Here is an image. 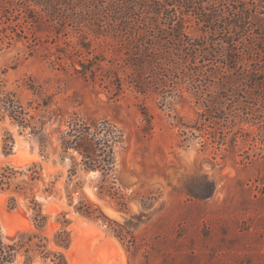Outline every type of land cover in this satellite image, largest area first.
<instances>
[{"label": "rangeland", "instance_id": "374dc122", "mask_svg": "<svg viewBox=\"0 0 264 264\" xmlns=\"http://www.w3.org/2000/svg\"><path fill=\"white\" fill-rule=\"evenodd\" d=\"M28 42L0 43V89L12 92L35 118L42 99L28 86L53 100L39 133L0 111V173L13 169L4 184L9 187L0 192L4 236L39 232L48 248L63 250L53 236L61 227L58 218H66L68 264H264V127L240 128L232 118L208 122L217 114L204 119L193 99L129 88L114 93L100 76L87 80L29 55ZM115 45L106 46L107 60L98 67L103 75ZM74 112L109 118L121 130L114 183L112 177L103 181L98 170L74 165L75 153L61 148L62 119ZM6 139L11 142L4 153ZM33 170L39 178L29 177ZM31 198L47 215L42 231L34 226ZM33 264L50 263L36 256Z\"/></svg>", "mask_w": 264, "mask_h": 264}, {"label": "trees", "instance_id": "16d2710c", "mask_svg": "<svg viewBox=\"0 0 264 264\" xmlns=\"http://www.w3.org/2000/svg\"><path fill=\"white\" fill-rule=\"evenodd\" d=\"M24 38L29 55L72 68L87 80L100 76L114 93L129 88L193 99L204 119L217 114L208 122L226 124L232 118L240 128L243 123L264 127V0H0V43L10 46ZM108 43L116 44L117 51L110 47L107 76L98 69L107 60ZM116 61L126 62L120 68ZM28 88L42 99L38 118L2 89L0 111L39 133L53 97L44 98L42 89L33 85ZM260 98V103L251 102ZM62 121L66 127L60 146L75 153L74 165L98 170L103 181L112 177L114 183V146L122 141L121 130L109 118L90 119L75 112ZM10 142L5 140L4 153ZM12 172L6 167L0 173V192L9 187L4 184ZM39 176L36 170L29 174L31 179ZM32 204L34 226L42 231L47 215L37 201ZM58 221L61 227L53 242L65 250L71 244L69 220ZM48 243L39 232L17 238L4 236L0 228V264H16L20 257L21 264H33L36 256L50 264H68L65 252L48 248Z\"/></svg>", "mask_w": 264, "mask_h": 264}]
</instances>
